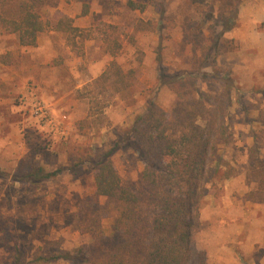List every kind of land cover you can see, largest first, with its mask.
Instances as JSON below:
<instances>
[{
    "label": "rangeland",
    "instance_id": "obj_1",
    "mask_svg": "<svg viewBox=\"0 0 264 264\" xmlns=\"http://www.w3.org/2000/svg\"><path fill=\"white\" fill-rule=\"evenodd\" d=\"M227 4L238 18L224 35L233 44L219 58L221 78L199 82L218 99L230 74L244 97L239 102L233 92L230 140L220 153L237 175L218 201L209 195L200 206L189 264H264V202L248 200L256 184L247 176L256 141L264 160V22L254 20L264 15V0H44L40 11L52 27L68 17L79 28L72 46L51 27L35 47L0 29V264H11L14 243L31 258L90 245L94 221L113 235L117 205L96 197L94 170L79 163L119 143L112 160L123 184L144 191L143 164L122 141L153 97L176 117L177 98L160 84V64L168 73L196 69L192 42L210 26L223 29L230 14H217ZM22 161L44 173L65 171L34 188L13 178Z\"/></svg>",
    "mask_w": 264,
    "mask_h": 264
},
{
    "label": "trees",
    "instance_id": "obj_2",
    "mask_svg": "<svg viewBox=\"0 0 264 264\" xmlns=\"http://www.w3.org/2000/svg\"><path fill=\"white\" fill-rule=\"evenodd\" d=\"M43 2L0 0V29L16 34L21 45L35 47L39 36L51 27L66 34L69 45H75L79 28L68 17L59 19L52 27L42 17ZM128 6L132 10H144V6L133 1ZM84 8L83 14L87 15L88 5L84 4ZM218 14L217 17L230 14L223 29L217 31L210 26L207 33L201 31L198 42H192L196 69L168 73L160 64L159 82L167 85L177 98L176 117L160 109L153 97L122 141L136 151L143 164L140 178L144 191L123 184L112 160L119 143L79 163L92 166L96 197H104L117 205L113 235L106 237L100 221H94L89 229L93 241L90 245L73 252L38 253L32 258L21 244L14 243L11 264H52L60 260L70 264L190 263L200 206L209 195L218 201L225 181L237 175L231 161L220 153L224 154L226 148H221L227 147L230 140L226 121L234 104L233 92L239 93V102L244 97L230 74L221 80L225 81V92L218 99L206 94L199 82L200 77L202 83L221 78L217 75L219 58L233 44L231 40H224V35L237 25L238 9L227 4ZM158 61L161 62L160 55ZM206 68L214 75L204 71ZM260 149L256 141L249 156L247 176L256 184V189L248 195L252 202H264V160ZM64 171L60 167L44 173L32 163L22 161L13 178L39 188L42 181L56 178Z\"/></svg>",
    "mask_w": 264,
    "mask_h": 264
},
{
    "label": "crops",
    "instance_id": "obj_3",
    "mask_svg": "<svg viewBox=\"0 0 264 264\" xmlns=\"http://www.w3.org/2000/svg\"><path fill=\"white\" fill-rule=\"evenodd\" d=\"M254 20L264 22V15L255 17ZM250 28H252V30H257L255 24L251 25ZM251 46L254 47V48H257L256 45L255 46L251 45Z\"/></svg>",
    "mask_w": 264,
    "mask_h": 264
},
{
    "label": "built area",
    "instance_id": "obj_4",
    "mask_svg": "<svg viewBox=\"0 0 264 264\" xmlns=\"http://www.w3.org/2000/svg\"><path fill=\"white\" fill-rule=\"evenodd\" d=\"M40 110V109H39ZM38 112V111H37Z\"/></svg>",
    "mask_w": 264,
    "mask_h": 264
}]
</instances>
